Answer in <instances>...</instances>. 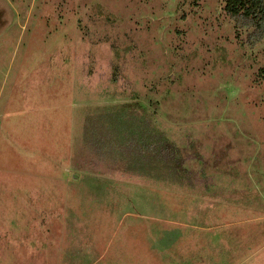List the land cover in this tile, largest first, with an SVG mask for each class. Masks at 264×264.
I'll list each match as a JSON object with an SVG mask.
<instances>
[{"label":"rangeland","instance_id":"rangeland-1","mask_svg":"<svg viewBox=\"0 0 264 264\" xmlns=\"http://www.w3.org/2000/svg\"><path fill=\"white\" fill-rule=\"evenodd\" d=\"M221 0H0V264H264V39Z\"/></svg>","mask_w":264,"mask_h":264},{"label":"trees","instance_id":"trees-1","mask_svg":"<svg viewBox=\"0 0 264 264\" xmlns=\"http://www.w3.org/2000/svg\"><path fill=\"white\" fill-rule=\"evenodd\" d=\"M223 10L232 20L236 31L251 30L254 41L264 39V0H221Z\"/></svg>","mask_w":264,"mask_h":264}]
</instances>
